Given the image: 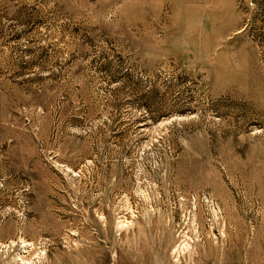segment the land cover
<instances>
[{"label":"rangeland","instance_id":"1","mask_svg":"<svg viewBox=\"0 0 264 264\" xmlns=\"http://www.w3.org/2000/svg\"><path fill=\"white\" fill-rule=\"evenodd\" d=\"M0 264H264V0H0Z\"/></svg>","mask_w":264,"mask_h":264}]
</instances>
